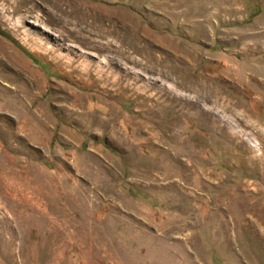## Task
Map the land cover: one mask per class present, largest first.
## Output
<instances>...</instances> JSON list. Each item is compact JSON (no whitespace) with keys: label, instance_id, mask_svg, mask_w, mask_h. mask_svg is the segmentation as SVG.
I'll return each mask as SVG.
<instances>
[{"label":"rangeland","instance_id":"374dc122","mask_svg":"<svg viewBox=\"0 0 264 264\" xmlns=\"http://www.w3.org/2000/svg\"><path fill=\"white\" fill-rule=\"evenodd\" d=\"M0 264H264V0H0Z\"/></svg>","mask_w":264,"mask_h":264}]
</instances>
